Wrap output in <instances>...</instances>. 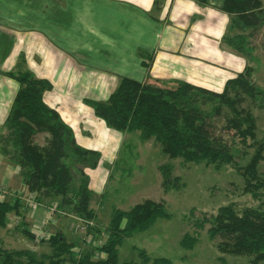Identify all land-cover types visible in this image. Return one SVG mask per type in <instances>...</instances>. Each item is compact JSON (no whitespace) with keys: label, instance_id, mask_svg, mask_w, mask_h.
Wrapping results in <instances>:
<instances>
[{"label":"crops","instance_id":"1","mask_svg":"<svg viewBox=\"0 0 264 264\" xmlns=\"http://www.w3.org/2000/svg\"><path fill=\"white\" fill-rule=\"evenodd\" d=\"M222 1L0 0V131L18 89L8 73L29 71L47 80L45 103L72 128L77 144L100 152L94 168L84 167L95 209L126 133L108 127L90 101L106 100L121 77L185 80L221 91L248 62L224 40L232 31ZM0 199L17 205L0 226L5 249H23L12 248L8 238L28 236L25 230L34 235L27 249L57 231L71 241L70 229L83 223L60 206V197L29 190L19 166L1 151Z\"/></svg>","mask_w":264,"mask_h":264},{"label":"trees","instance_id":"2","mask_svg":"<svg viewBox=\"0 0 264 264\" xmlns=\"http://www.w3.org/2000/svg\"><path fill=\"white\" fill-rule=\"evenodd\" d=\"M221 9L231 15L232 33L225 37V42L244 54L251 45V37L264 23L263 1L223 0ZM249 69L246 66L228 79L221 91L185 80L161 83L121 77L106 100L90 101V104L108 127L120 132L139 131L143 140H155L161 152L170 158L220 165L231 161L235 137L229 131L249 120L247 110L238 109L244 96H254L257 91L249 81ZM8 75L18 82V89L4 121V130L0 131L1 153L19 166L29 190L60 197V206L83 221L95 219L84 167L94 168L100 152L77 144L72 128L63 122L55 108L45 103L44 91L51 87L47 80L36 78L29 71ZM247 129L241 127L240 132ZM39 133L45 134L43 144L35 141ZM262 149L263 145L259 144L244 172L257 180ZM169 170L167 167L163 173L166 190L176 188L178 183L176 177L168 175ZM15 206L0 199V226L5 225L8 211ZM261 206L237 211L233 205H224L209 220L204 219L210 222L209 237L220 238L216 245L220 252L247 255L253 264H264V207ZM168 215L163 201L145 198L128 210H113L106 238L95 250H76L73 242L57 231L39 237L46 251L0 246V264H133L119 263L118 245L125 237ZM88 228L98 229L93 223ZM25 233L34 236L28 230ZM195 239L184 233L180 244L191 248ZM138 253L139 264H170L164 257L151 259L144 250Z\"/></svg>","mask_w":264,"mask_h":264},{"label":"rangeland","instance_id":"3","mask_svg":"<svg viewBox=\"0 0 264 264\" xmlns=\"http://www.w3.org/2000/svg\"><path fill=\"white\" fill-rule=\"evenodd\" d=\"M250 43L248 51L242 55L248 60V78L257 91L254 96H244L238 106L249 113V120L241 125L242 129H248L241 133V127L236 124L233 131H229L235 137L231 161L216 165L170 158L161 152L155 140H143L136 131L123 132L126 133L123 145L115 158L116 167L108 180L103 200L93 208L97 214L90 221L98 229H89L90 221H84L79 223L83 228L69 231L76 250H95L105 240L113 208L128 210L135 203L151 198L163 201L169 215L156 219L147 229L125 237L118 245L119 263L139 264L138 252L144 250L151 259L164 257L170 264H253L250 256L220 252L216 246L220 238H210V222H204L224 205H233L237 211L264 207V25L255 31ZM44 138L45 134L39 133L35 141L43 144ZM259 144L263 149L257 164V180L244 172ZM167 167L170 168L168 175L176 177L178 183L176 188L166 190L163 173ZM67 229L65 226L66 234ZM184 233L196 237L191 248L180 244ZM22 237L8 238L12 248H26L25 241L31 243L28 236ZM33 249L42 252L47 248L45 244H38Z\"/></svg>","mask_w":264,"mask_h":264},{"label":"built area","instance_id":"4","mask_svg":"<svg viewBox=\"0 0 264 264\" xmlns=\"http://www.w3.org/2000/svg\"><path fill=\"white\" fill-rule=\"evenodd\" d=\"M30 200L32 201V203L35 201V197H34V195H32V197H30ZM82 222H84V221L82 220ZM90 223H92V222H90ZM90 223H89V224H90ZM81 227H82V225H81V226H80V225H76L75 228H76V230H77V229H81ZM82 228H83V227H82ZM42 237H43V236H42Z\"/></svg>","mask_w":264,"mask_h":264}]
</instances>
